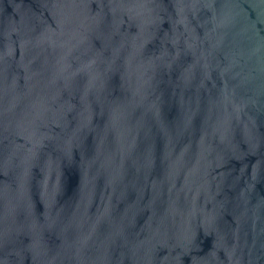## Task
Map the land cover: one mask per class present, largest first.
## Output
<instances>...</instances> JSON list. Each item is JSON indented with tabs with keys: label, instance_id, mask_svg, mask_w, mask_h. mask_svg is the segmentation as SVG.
I'll return each mask as SVG.
<instances>
[{
	"label": "water",
	"instance_id": "95a60500",
	"mask_svg": "<svg viewBox=\"0 0 264 264\" xmlns=\"http://www.w3.org/2000/svg\"><path fill=\"white\" fill-rule=\"evenodd\" d=\"M0 264H264V0H0Z\"/></svg>",
	"mask_w": 264,
	"mask_h": 264
}]
</instances>
